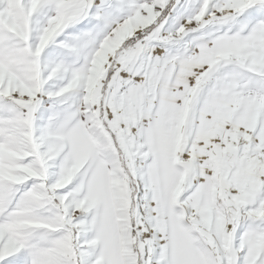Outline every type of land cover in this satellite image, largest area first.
I'll return each mask as SVG.
<instances>
[{"label":"snow or ice","instance_id":"6c2138e0","mask_svg":"<svg viewBox=\"0 0 264 264\" xmlns=\"http://www.w3.org/2000/svg\"><path fill=\"white\" fill-rule=\"evenodd\" d=\"M0 264H264V0H0Z\"/></svg>","mask_w":264,"mask_h":264}]
</instances>
